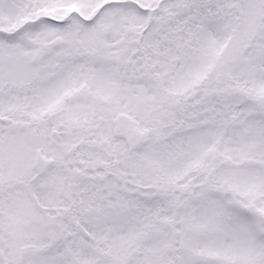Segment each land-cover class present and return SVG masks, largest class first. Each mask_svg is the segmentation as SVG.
Masks as SVG:
<instances>
[{"label":"snow or ice","instance_id":"6c2138e0","mask_svg":"<svg viewBox=\"0 0 264 264\" xmlns=\"http://www.w3.org/2000/svg\"><path fill=\"white\" fill-rule=\"evenodd\" d=\"M0 264H264V0H0Z\"/></svg>","mask_w":264,"mask_h":264}]
</instances>
